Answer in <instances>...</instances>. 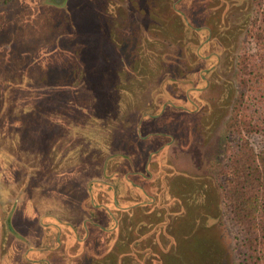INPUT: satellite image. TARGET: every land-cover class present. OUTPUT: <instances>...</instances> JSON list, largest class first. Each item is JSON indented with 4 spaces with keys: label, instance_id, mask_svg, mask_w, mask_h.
<instances>
[{
    "label": "rangeland",
    "instance_id": "obj_1",
    "mask_svg": "<svg viewBox=\"0 0 264 264\" xmlns=\"http://www.w3.org/2000/svg\"><path fill=\"white\" fill-rule=\"evenodd\" d=\"M251 16L249 0L0 2V264H240L213 164Z\"/></svg>",
    "mask_w": 264,
    "mask_h": 264
},
{
    "label": "trees",
    "instance_id": "obj_2",
    "mask_svg": "<svg viewBox=\"0 0 264 264\" xmlns=\"http://www.w3.org/2000/svg\"><path fill=\"white\" fill-rule=\"evenodd\" d=\"M249 5L252 16L245 24L233 69L223 158L213 168L223 214L237 233L239 263L264 264V0H249ZM212 37L224 51V39ZM253 135L260 140L259 148L250 140Z\"/></svg>",
    "mask_w": 264,
    "mask_h": 264
},
{
    "label": "crops",
    "instance_id": "obj_3",
    "mask_svg": "<svg viewBox=\"0 0 264 264\" xmlns=\"http://www.w3.org/2000/svg\"><path fill=\"white\" fill-rule=\"evenodd\" d=\"M53 226H54V224H53ZM68 231H69V234L71 235V237L75 240V237H74V234H73V231H70V228H69V226H68ZM59 239V241H61L62 240V237H60V236H58L57 235V240ZM77 240H80V239H77ZM81 241V240H80ZM75 243V242H74ZM77 243V242H76ZM79 243V245H81L82 243L81 242H78ZM67 244H68V242H67ZM55 246H57V245H54L53 247H50V248H48L49 249V251H50V249L51 250H55L54 249V247ZM50 259V258H49ZM48 260V259H47Z\"/></svg>",
    "mask_w": 264,
    "mask_h": 264
},
{
    "label": "flooded vegetation",
    "instance_id": "obj_4",
    "mask_svg": "<svg viewBox=\"0 0 264 264\" xmlns=\"http://www.w3.org/2000/svg\"><path fill=\"white\" fill-rule=\"evenodd\" d=\"M215 41H216V43H217V45H218V46H217L218 50L222 53V52H223V51H222V50H223L222 45H220V44L217 42V40H215ZM221 53H220V54H221ZM212 55H213V54H212ZM218 55H219V52H218ZM204 57H205V56H204ZM201 79H203V78H201ZM164 105H166V104H164ZM130 207H131V205H130Z\"/></svg>",
    "mask_w": 264,
    "mask_h": 264
}]
</instances>
